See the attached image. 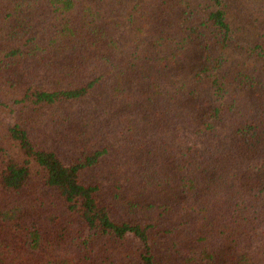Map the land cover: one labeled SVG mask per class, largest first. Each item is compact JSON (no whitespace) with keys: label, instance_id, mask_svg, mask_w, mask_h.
I'll return each instance as SVG.
<instances>
[{"label":"trees","instance_id":"1","mask_svg":"<svg viewBox=\"0 0 264 264\" xmlns=\"http://www.w3.org/2000/svg\"><path fill=\"white\" fill-rule=\"evenodd\" d=\"M250 31L264 0H0V262L264 264V72L222 73Z\"/></svg>","mask_w":264,"mask_h":264},{"label":"rangeland","instance_id":"2","mask_svg":"<svg viewBox=\"0 0 264 264\" xmlns=\"http://www.w3.org/2000/svg\"><path fill=\"white\" fill-rule=\"evenodd\" d=\"M140 3V1H139ZM163 8V6H162ZM250 32H245V33H241L238 34V35H235L231 44H230V48L228 49L230 51V55H229V58H230V63L228 66H226L224 68V70H222V73L224 75H228L230 73H232L233 75H241V72L245 73V78L246 79L247 77H253L257 72L258 73H262L264 72V58L260 57L257 53H255L253 50H252V39L250 38ZM166 55V53L162 54V56ZM202 72V62L199 60L198 62H196L195 65H193V67L188 70L186 72V78H184L181 82L179 83H176L174 85H171L169 87L167 86H163L161 89V93L156 96L155 98L157 99V101L159 102V105H161V110L163 111V116L162 118L165 119L164 122H167L170 123L172 125V129H173V132L172 134L173 135H178L180 131H182V123L183 121H185L186 119L183 118L178 114L176 116H170L167 117V114H168V110L170 108V101L171 99L170 98V95L172 93V91L174 90V87H176V90L178 89V85H181V84H185V86L187 88H190V83H195L196 80H194V78L197 79L196 75L198 73H201ZM200 76L203 77V73L200 74ZM205 76V75H204ZM223 77V76H222ZM264 80V79H263ZM200 81V80H199ZM203 81H206L207 83V86L208 87H211L212 86V82L210 81H207V80H203ZM223 81V84L224 86H226L227 88H232V84L230 83V80H227V79H222ZM203 84H205V82H202ZM128 83H125L124 87H127ZM206 85V84H205ZM174 86V87H173ZM193 90L197 91L199 94H201L202 91H200L199 89L197 88H192ZM136 90L139 91V88H136ZM215 92H218L217 90H215ZM252 92H255L252 91ZM232 92H229L227 93V97L226 99L223 101V103L225 104L227 110L232 106L233 102H234V99H233V96L231 95ZM167 94H169V97L167 98ZM145 97L144 95H141L140 97V100H145ZM195 100V99H194ZM181 103H185L186 102V97H184L183 100H180ZM244 102V99L242 100ZM251 104H253V101L251 99ZM172 106V104H171ZM171 109V108H170ZM150 110V109H149ZM148 110V111H149ZM174 111V110H173ZM35 117H33L34 119ZM9 119L7 120L6 122V119H3L1 120L0 119V128L3 129L4 125L6 123H8ZM155 122H157L155 120ZM1 129V130H2ZM157 129H160V128H157ZM0 130V131H1ZM158 131V130H157ZM109 133L111 132V134L114 136V142L111 144V148L112 149H120L122 146H123V143L117 138L119 135H121L123 132L125 131H119L117 130V127H112L109 129L108 131ZM146 135H151V132H144V134H139L138 137L135 135V137L133 136V138L131 139L130 143H132V145L138 147L142 141H143V137L146 138ZM67 152V151H66ZM68 157V161L69 159H72L70 156H67ZM112 159H109L106 164L99 170H95V171H92V170H89L87 172H85L84 174V181L87 183V184H93V183H98L100 184L103 188H106V177L104 175V172L106 171L107 169V166L110 164ZM107 165V166H106ZM106 167V168H105ZM264 181V178L263 180ZM108 184V182H107ZM264 183L262 182V185ZM127 186V182H122V186ZM109 186V184H108ZM203 190L205 191L204 187H203ZM203 190L201 192V190L198 192V191H195V192H198V193H203ZM107 193H109L108 190H106ZM7 243V242H6ZM2 244L3 246H0V250L3 251V250H6V246L7 244ZM13 244L12 242H10V245ZM193 247H197V248H200L199 245H194ZM191 248V247H190ZM160 257L158 259V261L161 263V264H176L178 262L179 259H176V257H171V259H169L168 263L167 262V258L172 256V254L169 256L167 253H165V248L163 247L161 250H160ZM16 254L14 252H10L8 254V259H19V264H21L22 262L25 263V261L23 260H20V259H34L33 258V253H30V254H25L24 256H26V258H22V257H18L16 258ZM40 257L42 258V254H40ZM5 262H0V264H3Z\"/></svg>","mask_w":264,"mask_h":264}]
</instances>
